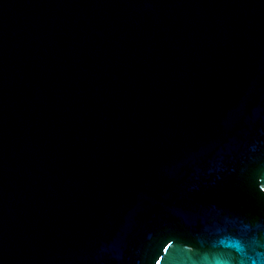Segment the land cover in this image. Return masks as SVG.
Masks as SVG:
<instances>
[{
    "label": "water",
    "instance_id": "1",
    "mask_svg": "<svg viewBox=\"0 0 264 264\" xmlns=\"http://www.w3.org/2000/svg\"><path fill=\"white\" fill-rule=\"evenodd\" d=\"M0 264H264V0H0Z\"/></svg>",
    "mask_w": 264,
    "mask_h": 264
}]
</instances>
